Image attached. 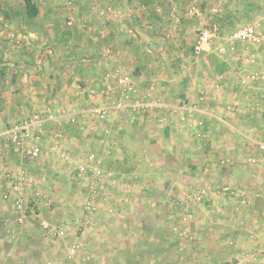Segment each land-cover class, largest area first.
<instances>
[{
	"label": "crops",
	"instance_id": "1",
	"mask_svg": "<svg viewBox=\"0 0 264 264\" xmlns=\"http://www.w3.org/2000/svg\"><path fill=\"white\" fill-rule=\"evenodd\" d=\"M27 1L34 9H28ZM231 1L0 0V131L33 112H49L53 118L48 123L46 145H52L55 135L59 134L60 149L73 162V166L66 167L73 174H78L77 162L88 151L98 150L103 160L98 159L99 163L104 169L112 167L113 170L103 175L108 178V184L115 183L110 177L118 173L126 180L138 176L144 184L149 183V190L144 192L147 202L157 203V210L167 187L180 196L185 194V188H193L198 181L205 187L203 190L216 192L214 186L207 187L212 172L201 165L200 153L216 144L220 145L221 153L227 152L229 146L239 143L235 132L263 122L255 111L264 113L263 45L240 42L236 43L234 52L220 53L216 47L229 37L225 34L202 53L193 52L198 31L213 23L214 16ZM249 1L259 6L253 7L250 20L244 26L254 24L264 33V0ZM88 3L92 5L87 8ZM107 4L122 11L109 15L98 10ZM88 28H93V34L109 37L90 40ZM121 33L126 36L113 38ZM186 35L194 39L191 44H184ZM255 73L260 76L255 77ZM117 74L129 77V89L118 86ZM150 98H157L160 107L133 106ZM112 101L123 102L125 106L119 109ZM256 103L259 110L252 106ZM228 104H235L237 111H227ZM191 105L198 108L193 113L187 110ZM96 107H108L109 116L96 115L92 110ZM101 136L113 147L108 152L106 148L99 152L101 141L97 138ZM105 155L107 163L103 159ZM54 158L55 153L45 149L40 163L33 167L38 177L50 172ZM17 160L19 156L13 151L0 154V176L5 171V163L16 161L13 164L17 165ZM135 166L142 171L135 170ZM242 175L243 172L236 171L218 174L223 190L220 196L214 195L215 204L219 205L216 209L224 212L221 215H236L235 220L226 221L224 216L216 221L214 218L218 215L210 218L209 214H205L204 218L209 219L204 223L198 220L201 226H221L217 240L210 238L213 242L208 240V248L205 245L202 251L204 257L200 259L205 264H211L207 251L212 248L222 250L221 264L256 250L258 257L252 261L245 259L244 264H264V202L260 199L254 209L241 205L244 208L239 207V211L231 198V194L240 192L254 200L264 193V182L256 179L250 183L252 177ZM73 185L68 179L58 185L49 181L36 183L37 187L57 196L79 193ZM104 191L113 195L121 193L119 188ZM151 204L142 206L151 208ZM204 204L200 206L202 210L207 208ZM70 205L59 204L53 213L78 216L80 206ZM122 205L124 211H131V216L141 208L134 202L115 201L106 208L120 210ZM42 208L45 216L47 210ZM7 209L1 198L0 177V241L20 240L22 235L33 234L34 224L32 227L28 223L16 224L11 214L6 213ZM106 215L86 239L92 243L94 258L115 254L107 251L129 249L134 240V235L125 227H130L131 220L122 222L111 218V212ZM36 229L38 238L43 240L44 234ZM140 239L147 241L145 237ZM199 242L195 240L194 245ZM227 242L235 243L232 251L224 244ZM225 252L229 253L225 255ZM34 255L36 264L39 260L41 264L57 260H62V264L71 263L51 248Z\"/></svg>",
	"mask_w": 264,
	"mask_h": 264
},
{
	"label": "rangeland",
	"instance_id": "2",
	"mask_svg": "<svg viewBox=\"0 0 264 264\" xmlns=\"http://www.w3.org/2000/svg\"><path fill=\"white\" fill-rule=\"evenodd\" d=\"M31 4L32 3L27 4L29 10L34 9L32 6L30 7ZM55 4L58 7L60 5L59 3ZM89 4L92 5V3H88L86 6L87 8ZM213 4L215 3L213 2L212 6ZM254 6L256 8L259 5H254L249 0H232L231 2L226 3L223 8L220 7L222 11L220 10L213 19V23H217L219 26L220 36L222 37L225 34L231 35L238 28L243 27L244 22L250 20ZM98 10L108 13L109 15H118L120 11H122L120 8L110 7L108 4ZM88 29H90V34H88L90 40L93 37L98 38L99 36L104 40L109 37L108 34H93V28ZM260 34L264 35V33L261 32ZM119 36L122 37L126 35L122 33L116 34L113 38H118ZM183 41L185 42L184 44L187 45L191 44L194 39H192L190 35H186V38H184ZM238 43H240V41ZM247 45H250V48L252 47L251 44ZM255 112L263 119V122L258 125L251 124L248 129L245 128L246 130H237L235 133H237L236 138L239 141L238 144L229 146L227 152L223 151L224 154L223 152L221 153V147L217 144L212 146L213 148L211 150H208L209 148L205 147L200 153L203 158L201 165L205 166L206 171L209 173L212 172V176L208 179L209 182L206 183L208 184L207 187L214 186L216 192L211 193L207 190H203L205 187L199 184L198 181L194 182L193 188H189L188 190L185 188V194L180 196L173 193L171 189L167 187L168 191L160 196L164 197V200H162V205L161 207H158V210L156 206L157 203H155L154 200L152 204L151 202H147L148 197H146L147 194L144 191L149 190L147 186L149 183L144 184L138 176H135L131 180H126L123 175L119 176V173L117 172V176L110 177V181H114L115 183L108 184V178H104L103 175L105 172L112 173V167L109 170H106L103 167L104 173L98 179L86 175H79V170L78 174H73L71 172L73 170L67 168L70 164L73 166V162L71 163L70 161L69 163H66L60 156L55 154V160L53 159L51 162L50 172L38 177L35 170H33V167L40 163L39 159H41V157L43 158L45 150L38 159L28 160V157H19L17 165L13 164L16 161L5 163V168L3 169L5 171L15 169L19 164H22L34 177L33 186L30 190H26L25 194L28 209L25 213L20 214L15 211L13 200L5 197L4 189L6 188V185L4 184L2 176H0L1 198L8 205L6 213L11 214L16 224L23 225V223H28L30 227L34 224L32 229L35 231H33V234L28 233L26 236L22 235L20 240L0 241V264H36L37 259L34 254L38 253L40 250L43 251L45 248H51L59 256H66L71 261L70 264H205L203 261L204 259H200L201 257H204L202 251L205 249L208 240L210 243L213 242L214 238L217 240L216 238L220 233L218 228H221V226L217 224L201 226L198 220H201L202 223H204L206 219H209V217L204 218L206 217L205 214H209L210 218L215 217L214 215H218L214 218L216 221L224 218V216L225 220L229 222L236 218V215L224 214V216H222L221 214L224 213L223 210L216 209L219 205L215 204L216 197H214V195L220 196L223 190L217 180L218 174L225 173L228 175L235 171L237 173L243 172L245 177L250 176L253 178H249L250 183H253L256 179H259L257 182L260 180L264 182V151H261L256 144V142L264 136V113L262 111ZM97 139L101 141L99 152H102L105 148L108 152L109 149L111 150L113 148L106 138L101 136ZM97 151L90 150L87 153H93L98 159H101L102 156H99ZM105 157L106 155L103 156L104 161ZM101 161L103 160L101 159ZM62 165H64V167L61 168ZM191 166L192 165H190V167ZM134 169L139 172L142 171L139 166H135ZM253 173L254 176H251ZM67 179L74 184V188L78 189L79 193L57 196L56 193L51 194L49 192L50 190L36 186V183L46 181H49L50 184L55 183L58 185L66 183ZM187 181L185 180V183ZM109 188H119L121 193L113 195L106 191L102 192ZM193 193L203 194V199L201 201L194 200L192 197ZM238 193L239 194H231V198L235 200L239 211L241 210L240 208H244L241 207V205L254 209L260 199L264 202V193L257 195L254 200L250 195L241 194L240 192ZM246 197L249 200L248 204H242L241 200ZM114 201L121 204L134 202L136 205H141V208L134 210L132 216L129 214L131 211H124V205H122L120 210H117V208H115L116 210H107L106 206ZM145 203L151 204V208L142 206V204L144 205ZM203 203H205L204 205H207V208L204 210L200 208ZM59 204L63 206L77 204L80 206L81 211H79L78 216H64L57 213L55 216L53 213L54 208ZM42 207H45L48 211H46V213L44 212L45 216L42 215ZM202 211L203 213H201ZM61 212H63V210ZM108 212H111V218L119 219L122 222L125 221V219L131 220L130 222L132 224L130 227H125L128 232L134 235V240L130 243L131 247L129 249H121L118 252L107 251V254H115H109L102 258H94L91 251L92 243H89L86 239L93 228H98V223L101 221L100 219L103 216L108 217V215H106ZM234 212L237 213V210ZM47 217L48 219H46ZM44 222L63 226L65 229L64 236L54 237L48 235L43 228ZM35 227L41 230L44 234L45 238L43 240L38 238L40 237L39 234H37L39 232H37ZM225 228H228V226ZM74 230L75 234L72 233ZM140 237H145L147 241L141 240ZM195 240L198 242L200 240L197 246L194 245ZM224 244H227L226 247L230 249L229 251H232L235 243L227 242ZM206 248H208V245ZM221 251L222 250L216 248L207 251V260H209L211 264H221L222 261L219 260L221 257ZM226 253L229 252H225V255H227ZM244 255L243 258L242 256L241 258L238 256L239 258H233L223 264H235L238 261H241V264H244L245 259L251 261L254 260V258L248 257V253H244ZM37 263L41 264V260ZM49 264H62V260L49 262Z\"/></svg>",
	"mask_w": 264,
	"mask_h": 264
},
{
	"label": "built area",
	"instance_id": "3",
	"mask_svg": "<svg viewBox=\"0 0 264 264\" xmlns=\"http://www.w3.org/2000/svg\"><path fill=\"white\" fill-rule=\"evenodd\" d=\"M221 37L220 30L217 23H211L208 26L200 29L195 38L193 44V52L195 54L202 53L206 47H211L214 41ZM224 42L217 45L216 49L220 53H226L228 51L234 52L236 50V43L245 42L251 44H260L264 46V35L260 34L257 26L254 24H248L238 28L233 34L226 37ZM262 75V74H261ZM260 76L259 73H255V77ZM257 77V78H258ZM118 86L129 89L131 81L129 77L117 74L116 77ZM112 104L117 108L125 106L123 102L112 101ZM135 107L144 109L160 107V101L157 98H150L148 101L134 104ZM254 109L259 110V104L252 105ZM197 108L195 105L187 108V110L193 113ZM93 112L106 118L109 116L108 107H96L92 109ZM226 110L229 112L237 111L235 104L226 105ZM53 118L49 112H33L25 118L19 119L13 123L6 125L0 131V154L13 151L19 157H28L30 159H38L45 149H48L60 156L66 163L70 162L69 156L66 155L61 149L59 144V134L55 135V141L52 145H46V132L49 121ZM158 122L162 121L161 118H156ZM182 120H186L183 118ZM258 148L264 151V136L256 142ZM77 167L80 171L79 175H86L92 178L98 179L104 173L102 165L99 163L97 156L93 153H86L82 159L77 162ZM2 179L6 188L4 194L6 198L13 200L15 211L23 214L27 211L26 202V190H30L34 183V177L30 171L22 164H19L15 169H9L2 172ZM194 200L201 201L203 194L193 193ZM248 198L241 200L242 204H248ZM43 228L50 236L62 237L65 234L63 226L58 224H52L50 222H44ZM259 251H252L248 254L250 258H257ZM235 264H241L238 261Z\"/></svg>",
	"mask_w": 264,
	"mask_h": 264
},
{
	"label": "trees",
	"instance_id": "4",
	"mask_svg": "<svg viewBox=\"0 0 264 264\" xmlns=\"http://www.w3.org/2000/svg\"><path fill=\"white\" fill-rule=\"evenodd\" d=\"M28 2V4H30V1H27Z\"/></svg>",
	"mask_w": 264,
	"mask_h": 264
}]
</instances>
